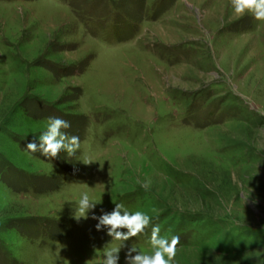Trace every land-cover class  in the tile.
<instances>
[{"label":"rangeland","instance_id":"obj_1","mask_svg":"<svg viewBox=\"0 0 264 264\" xmlns=\"http://www.w3.org/2000/svg\"><path fill=\"white\" fill-rule=\"evenodd\" d=\"M261 113L264 21L231 0H0V264H102L112 247L126 264L155 225L180 237L175 264H264ZM49 117L75 155L26 149ZM82 192L99 203L77 220ZM116 204L150 225L98 231Z\"/></svg>","mask_w":264,"mask_h":264},{"label":"clouds","instance_id":"obj_2","mask_svg":"<svg viewBox=\"0 0 264 264\" xmlns=\"http://www.w3.org/2000/svg\"><path fill=\"white\" fill-rule=\"evenodd\" d=\"M231 5L237 17H242L246 13H251L258 21H264V0H231ZM264 115V113H261ZM69 121L59 117H49L46 129L33 140L27 143L26 149L31 153L40 152L44 157L56 158L61 151H65L68 156H73L80 148V138L76 135H70L63 131L69 129ZM94 162L91 159H84L83 163L90 165ZM147 187V185H145ZM77 203V215L75 218H88L90 210L95 209L98 201H93L88 192H82ZM123 206L116 204L111 212H104L97 216L95 212L92 219L98 221L96 229L107 230L113 240L127 241L132 237L138 236L147 228L152 217L143 210L129 212L126 209L122 211ZM126 229V231H123ZM159 225L152 227L150 236V252L138 249L135 246L128 248L125 254L126 264H175V258L180 243L179 236H172L169 240L160 235ZM121 247H112L104 253L102 264H118L119 252ZM133 253H136L133 255Z\"/></svg>","mask_w":264,"mask_h":264}]
</instances>
